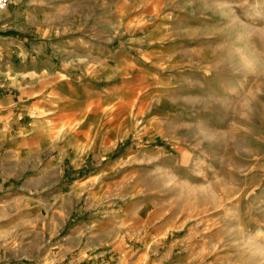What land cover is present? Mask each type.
Returning a JSON list of instances; mask_svg holds the SVG:
<instances>
[{"label": "rangeland", "instance_id": "374dc122", "mask_svg": "<svg viewBox=\"0 0 264 264\" xmlns=\"http://www.w3.org/2000/svg\"><path fill=\"white\" fill-rule=\"evenodd\" d=\"M49 2L120 116L0 195V264H264V0Z\"/></svg>", "mask_w": 264, "mask_h": 264}, {"label": "crops", "instance_id": "0c3cea01", "mask_svg": "<svg viewBox=\"0 0 264 264\" xmlns=\"http://www.w3.org/2000/svg\"><path fill=\"white\" fill-rule=\"evenodd\" d=\"M17 1V10L15 0L2 12L6 35L0 36V195L16 203L35 200L30 189L13 186L18 179L40 177L44 154L57 153L52 164L62 179L63 164L76 145L69 139L72 126H106L107 114L120 116L106 107L120 99L122 68L102 62L89 69L76 52L89 51L90 45L51 23L49 0ZM33 203L28 205L40 212Z\"/></svg>", "mask_w": 264, "mask_h": 264}, {"label": "built area", "instance_id": "2783aa9c", "mask_svg": "<svg viewBox=\"0 0 264 264\" xmlns=\"http://www.w3.org/2000/svg\"><path fill=\"white\" fill-rule=\"evenodd\" d=\"M8 2L9 0H0V9H4Z\"/></svg>", "mask_w": 264, "mask_h": 264}]
</instances>
